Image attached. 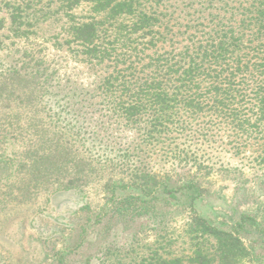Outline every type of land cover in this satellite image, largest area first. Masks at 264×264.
Masks as SVG:
<instances>
[{
  "label": "rangeland",
  "instance_id": "rangeland-1",
  "mask_svg": "<svg viewBox=\"0 0 264 264\" xmlns=\"http://www.w3.org/2000/svg\"><path fill=\"white\" fill-rule=\"evenodd\" d=\"M94 2L0 0V264H161L185 254L193 217L232 231L243 215H251L264 227V168L254 169L264 139L237 136L231 126L219 129L218 121L213 130L198 133L207 122L203 118L189 138L185 132L175 142L166 137L146 142L139 129L150 127V113L128 123L115 108H104L99 83L115 74V62L91 59L77 28L96 20L97 47L120 53L122 42L118 24L105 19L108 9L98 11ZM242 2L248 5V0H141L158 15L174 13L181 22L176 30L184 31L189 22L187 37H199L212 25L211 17L196 18L210 13L230 18ZM43 93L47 115L39 113ZM58 119L60 127L84 125L91 142L83 150L99 169L90 164L81 177L67 154L61 168L55 157L39 159L54 145L46 141L59 129ZM38 124H44L40 144ZM149 173L155 180L145 178ZM67 180L79 181L59 186ZM138 196L151 209L135 216ZM126 197H134L133 204L121 217L115 211ZM243 235L255 255L247 264H264L262 239L256 232Z\"/></svg>",
  "mask_w": 264,
  "mask_h": 264
},
{
  "label": "trees",
  "instance_id": "trees-1",
  "mask_svg": "<svg viewBox=\"0 0 264 264\" xmlns=\"http://www.w3.org/2000/svg\"><path fill=\"white\" fill-rule=\"evenodd\" d=\"M94 1L98 11L108 9L105 19L113 27L118 24L115 31L121 38V52L94 44L100 38L97 25L101 23L96 20L77 28V39L87 46L91 59L99 63L115 62V74L99 83L104 108H115L128 123L140 122L141 114L150 113V127L139 129L144 141L160 142L166 137L175 142L185 132L189 138L188 131L193 132L195 121L203 118L207 122L202 128H195L198 133L213 130L212 123L218 121L215 125L219 129L231 126L237 136L251 139L255 134L259 140L264 139V0H248L247 6L242 2L240 13L233 11L230 18L212 13L196 18L211 17L212 23L209 30H200L199 37L195 33L187 37L189 22L184 31L176 30L181 22L174 13L158 15L144 8L141 0ZM41 96L38 104L43 106L39 113L47 115L46 94ZM92 100L87 101L93 104ZM54 121L55 130L59 129L46 141L54 145L46 147L39 159L50 162L55 157L60 160L61 168L66 164L63 155L67 154L72 171L81 177L90 171V164L99 169L100 164L93 162L87 150H83L85 141L91 142L84 125L60 127L61 119ZM38 125L40 144L44 134L39 132L44 124ZM259 146L254 169L263 171L264 141ZM236 151L241 154L240 148ZM223 170L239 169L225 167ZM145 178L155 180L150 173ZM79 180H67L59 186L70 188ZM133 198L121 199L115 214L127 217ZM134 200L140 201L139 206L136 204L135 216L150 211L149 203L139 196ZM253 232L264 242V227L255 216L243 215L232 231L210 225L199 216L193 217L187 222L185 254L161 259L160 263L247 264L253 262L255 255L246 246L243 233Z\"/></svg>",
  "mask_w": 264,
  "mask_h": 264
}]
</instances>
